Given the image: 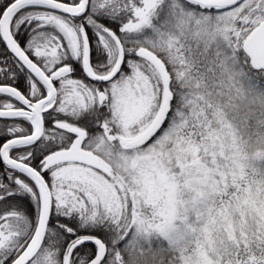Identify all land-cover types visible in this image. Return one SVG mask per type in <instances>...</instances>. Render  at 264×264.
I'll return each mask as SVG.
<instances>
[{
  "label": "snow or ice",
  "instance_id": "obj_1",
  "mask_svg": "<svg viewBox=\"0 0 264 264\" xmlns=\"http://www.w3.org/2000/svg\"><path fill=\"white\" fill-rule=\"evenodd\" d=\"M0 264H264V0H0Z\"/></svg>",
  "mask_w": 264,
  "mask_h": 264
}]
</instances>
